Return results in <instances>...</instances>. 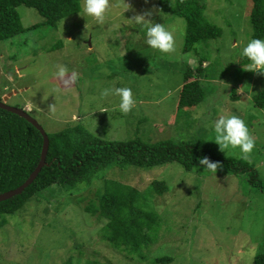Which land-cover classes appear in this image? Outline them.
<instances>
[{
    "label": "rangeland",
    "instance_id": "obj_1",
    "mask_svg": "<svg viewBox=\"0 0 264 264\" xmlns=\"http://www.w3.org/2000/svg\"><path fill=\"white\" fill-rule=\"evenodd\" d=\"M201 1L205 16L223 34L197 45L199 56L183 52L186 21L160 11L158 0H125L130 10L124 17L151 11L147 19L172 31L174 53L150 50L143 33L118 14L121 0H110L113 7L103 24L77 13L56 27L43 26L36 10L20 6L23 27L41 25L0 42V98L25 109L47 133L80 123L108 141L191 143L248 161L264 181V108L253 102L264 92V75L244 71L242 60L234 62L252 36L251 0ZM201 56L209 65V77L202 79L205 99L178 114L184 71L197 68L195 59ZM57 64L68 68L65 77L54 75ZM123 86L131 87L137 100L128 114L118 110V97L101 96L105 88ZM233 91L239 100L232 99ZM231 114L245 120L256 142L247 159L238 149L222 152L208 140L211 124ZM106 180L135 187L137 205L158 214L144 261L105 244L101 229L107 221L84 211ZM154 180L165 182L164 194L151 189ZM47 194L6 215L0 224V264H156L165 257L173 259L169 264H253L264 252V191L250 183L248 174H229L221 165L216 172L202 165L187 172L178 163L148 169L114 166L80 193L58 191L49 200Z\"/></svg>",
    "mask_w": 264,
    "mask_h": 264
},
{
    "label": "trees",
    "instance_id": "obj_2",
    "mask_svg": "<svg viewBox=\"0 0 264 264\" xmlns=\"http://www.w3.org/2000/svg\"><path fill=\"white\" fill-rule=\"evenodd\" d=\"M83 0H0V42L25 34L30 29L43 26L56 27L62 20L77 14ZM249 21L251 38H264V0H251ZM36 10L43 18L41 24L25 28L18 7ZM160 11L186 21L184 53L199 56L197 45L222 37L221 27L205 16L206 6L201 0H158ZM196 57L197 68L187 66L184 83L177 97V113L195 108L205 99L202 79L208 78L205 57ZM243 64V61H242ZM232 99L240 96L233 91ZM0 101L1 98H0ZM254 105L264 108V92L254 96ZM50 146L46 165L35 181L18 196L0 202V219L20 211L33 198H42L47 192L49 200L55 192L80 193L93 185L96 176L110 168L127 167L148 169L178 163L187 172L199 166V159L207 157L223 166L229 174H248L250 183L264 191V181L246 160L212 154L203 148L164 140L155 144L139 138L129 141H108L93 134L86 126L74 123L62 130L47 133ZM43 136L26 119L0 109V195L20 187L39 164ZM151 189L156 194L167 190L165 182L154 180ZM140 191L135 187L106 180L84 211L107 222L101 229L102 240L110 247L122 251L131 258L144 261L143 254L151 241V230L158 224V214L143 210L136 203ZM86 198L80 199V202ZM46 201V200H45ZM2 226V225H1ZM156 264L173 262L170 257L155 259ZM62 264H73L68 260ZM253 264H264V252L254 258Z\"/></svg>",
    "mask_w": 264,
    "mask_h": 264
},
{
    "label": "clouds",
    "instance_id": "obj_3",
    "mask_svg": "<svg viewBox=\"0 0 264 264\" xmlns=\"http://www.w3.org/2000/svg\"><path fill=\"white\" fill-rule=\"evenodd\" d=\"M112 7L110 0H83L78 14L84 18H92L98 24H103L108 18ZM119 7L120 12L118 14L126 23L133 28H138L143 33V43L150 50H155L160 54H170L176 51L175 38L172 31L164 23H156L146 18L152 15L151 11L125 19L124 13L130 10V6L125 0H121ZM158 14L162 15L159 12ZM63 24L64 20L61 21L62 26ZM238 60L243 61L242 68L244 71L264 75V38H249L247 43L236 54L234 62ZM68 71L65 65L57 64L54 75L58 78H63ZM110 95L118 97L117 107L123 114L131 112L137 103L131 87L128 86L109 87L101 92L103 97ZM102 111L106 112L107 110L104 109ZM210 129L212 135L208 140L217 144L222 152L224 150L232 151L238 149L240 154L247 159L255 150L256 142L253 139V135L245 120L238 115H220L211 124ZM199 164L213 172H216L219 167L217 162H211L207 157L200 158Z\"/></svg>",
    "mask_w": 264,
    "mask_h": 264
},
{
    "label": "water",
    "instance_id": "obj_4",
    "mask_svg": "<svg viewBox=\"0 0 264 264\" xmlns=\"http://www.w3.org/2000/svg\"><path fill=\"white\" fill-rule=\"evenodd\" d=\"M0 109H4L6 111H9L11 113H14L24 119H26L29 123H31L43 136V147L41 152V157L39 164L37 165L36 169L31 173L30 177L27 179L25 183H23L20 187L10 190L8 192H5L0 195V202L6 201L8 199H11L15 196L21 195L27 187H29L35 179L38 177L39 173L43 169V167L46 165V158L49 151V138L47 135V132L43 129V127L32 117L30 116L24 109L21 108H15L10 107L4 102L0 101Z\"/></svg>",
    "mask_w": 264,
    "mask_h": 264
}]
</instances>
